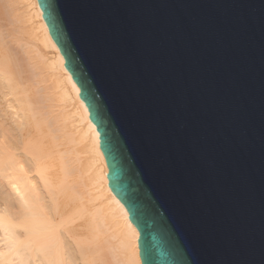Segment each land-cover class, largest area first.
<instances>
[{
    "label": "water",
    "instance_id": "obj_1",
    "mask_svg": "<svg viewBox=\"0 0 264 264\" xmlns=\"http://www.w3.org/2000/svg\"><path fill=\"white\" fill-rule=\"evenodd\" d=\"M141 264H264V0H37Z\"/></svg>",
    "mask_w": 264,
    "mask_h": 264
},
{
    "label": "bare ground",
    "instance_id": "obj_2",
    "mask_svg": "<svg viewBox=\"0 0 264 264\" xmlns=\"http://www.w3.org/2000/svg\"><path fill=\"white\" fill-rule=\"evenodd\" d=\"M4 2L13 30L0 26V264H141L138 231L109 188L98 132L37 0Z\"/></svg>",
    "mask_w": 264,
    "mask_h": 264
},
{
    "label": "rangeland",
    "instance_id": "obj_3",
    "mask_svg": "<svg viewBox=\"0 0 264 264\" xmlns=\"http://www.w3.org/2000/svg\"><path fill=\"white\" fill-rule=\"evenodd\" d=\"M0 4L2 5H0V11L2 10V11H4V12H6L5 13V15H2V14H4L2 11H1V14H0V18H1V21H0V26H1V24H3L2 26H1V28L4 26H7L8 24H9V22H10V26L8 25L7 27H5V28H2L3 30H4V34L6 35L7 33V35L6 36H9V34L12 32V30H13V26L11 27V25H12V22H11V20H10V18L8 19V17H10V15H8L9 14V12H8V10H9V8L7 7V4L4 2V0H1L0 1ZM6 4V5H5ZM4 7V8H3ZM7 8V9H6ZM5 16V17H4ZM6 21H4V20ZM7 29V30H6ZM8 29H9V31L11 30V32H9L8 31ZM8 31V32H7ZM9 41H10V43H9ZM7 42H8V46L11 48V50H13V53H15V56L17 57V59H19L20 61H21V63H22V65L24 64L25 66H24V70H25V73L26 72H28V73H26V75H29V71H28V69H27V61H26V58H27V55H26V53H25V50L23 51V48L21 49V45L19 44V43H16L15 41H13L12 40V38H7ZM15 44V45H14ZM16 52H19V53H16ZM25 58V59H24ZM25 60V61H24ZM104 250H105V248H104ZM104 250L102 251L104 254H106V256H107V258L108 259H110L109 257H111L110 255H107V253H108V250L106 249L105 250V252H104ZM106 251H107V253H106ZM103 254V255H104ZM105 256V257H106ZM109 256V257H108ZM105 257H103L102 256V259H104ZM107 258H105L106 260H104L103 262H105V263H108L110 260H108ZM104 264V263H103ZM108 264H114L113 262H112V260H111V263H108Z\"/></svg>",
    "mask_w": 264,
    "mask_h": 264
}]
</instances>
